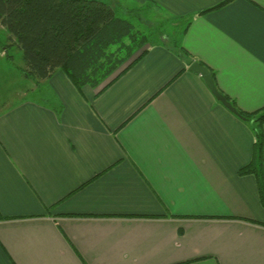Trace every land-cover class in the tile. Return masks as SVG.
I'll use <instances>...</instances> for the list:
<instances>
[{
  "label": "crops",
  "instance_id": "0c3cea01",
  "mask_svg": "<svg viewBox=\"0 0 264 264\" xmlns=\"http://www.w3.org/2000/svg\"><path fill=\"white\" fill-rule=\"evenodd\" d=\"M124 1L190 23L187 57L152 47L103 91L58 70L0 108V264H264L252 123L189 69L263 109L264 0Z\"/></svg>",
  "mask_w": 264,
  "mask_h": 264
},
{
  "label": "trees",
  "instance_id": "16d2710c",
  "mask_svg": "<svg viewBox=\"0 0 264 264\" xmlns=\"http://www.w3.org/2000/svg\"><path fill=\"white\" fill-rule=\"evenodd\" d=\"M146 15L149 20L155 15L161 16L158 20L165 18L152 2L124 9L115 0H0V25L8 33L5 42L0 38V50L11 58L8 50L17 45L23 53L25 76L36 82L61 70L77 89L91 86L103 91L152 47L161 45L187 57L180 41L190 23L169 16L162 26L146 25ZM238 111V117L252 123L256 135L253 159L239 174L256 175L264 206V108L254 113Z\"/></svg>",
  "mask_w": 264,
  "mask_h": 264
},
{
  "label": "rangeland",
  "instance_id": "374dc122",
  "mask_svg": "<svg viewBox=\"0 0 264 264\" xmlns=\"http://www.w3.org/2000/svg\"><path fill=\"white\" fill-rule=\"evenodd\" d=\"M105 1H114V0H105ZM115 1H120L121 6L124 9H128V7L129 8L134 7V5L130 6L131 3H129V1H124V0H115ZM158 18L160 19L161 16L155 15L152 20H149L146 15L147 22L145 21L146 22L145 24L146 25L159 24L162 26V22H164L166 16L164 20H158ZM156 19L157 21H155ZM171 24H173L172 21ZM174 25L175 24H173V26ZM169 29L172 30V28ZM3 30L4 32L0 28V38H2V40L5 42L8 33L6 32L5 29ZM8 51H9V56H11V58L7 57L6 55L2 56L1 55L2 50H0V108L5 104L18 102L22 97H26V98L33 97L35 99V95H38L39 96L38 98L41 99L42 98L41 95H43L46 92L48 93V90H50L49 86H47L48 84L43 82V84H41L40 87L41 94L39 92L35 93V89L37 88L36 82L31 78H27L24 74L25 63L23 60L22 50L17 45H11Z\"/></svg>",
  "mask_w": 264,
  "mask_h": 264
},
{
  "label": "water",
  "instance_id": "95a60500",
  "mask_svg": "<svg viewBox=\"0 0 264 264\" xmlns=\"http://www.w3.org/2000/svg\"><path fill=\"white\" fill-rule=\"evenodd\" d=\"M190 71L199 74L203 77V79L205 80L206 84L208 85V87L210 88V90L212 91V93L214 94V96L227 108L229 109L232 113L236 114L239 116V111L237 110V108L226 98V96L224 94H222L215 83V80L213 78V74L212 72L205 67L204 65L200 64L199 62H194L191 66H190Z\"/></svg>",
  "mask_w": 264,
  "mask_h": 264
}]
</instances>
